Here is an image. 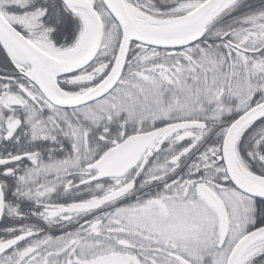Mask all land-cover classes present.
I'll use <instances>...</instances> for the list:
<instances>
[{
	"label": "snow or ice",
	"instance_id": "6c2138e0",
	"mask_svg": "<svg viewBox=\"0 0 264 264\" xmlns=\"http://www.w3.org/2000/svg\"><path fill=\"white\" fill-rule=\"evenodd\" d=\"M0 264H264V0H0Z\"/></svg>",
	"mask_w": 264,
	"mask_h": 264
}]
</instances>
